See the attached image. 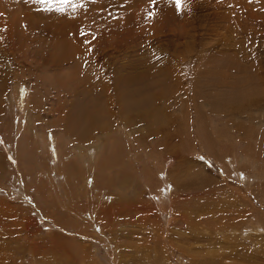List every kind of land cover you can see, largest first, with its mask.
<instances>
[{"label": "rangeland", "instance_id": "obj_1", "mask_svg": "<svg viewBox=\"0 0 264 264\" xmlns=\"http://www.w3.org/2000/svg\"><path fill=\"white\" fill-rule=\"evenodd\" d=\"M0 264H264V0H0Z\"/></svg>", "mask_w": 264, "mask_h": 264}, {"label": "snow or ice", "instance_id": "obj_2", "mask_svg": "<svg viewBox=\"0 0 264 264\" xmlns=\"http://www.w3.org/2000/svg\"><path fill=\"white\" fill-rule=\"evenodd\" d=\"M150 15H153V13H150Z\"/></svg>", "mask_w": 264, "mask_h": 264}, {"label": "bare ground", "instance_id": "obj_3", "mask_svg": "<svg viewBox=\"0 0 264 264\" xmlns=\"http://www.w3.org/2000/svg\"><path fill=\"white\" fill-rule=\"evenodd\" d=\"M23 100V99H22ZM24 108V107H23ZM25 115V114H24ZM25 116H27V115H25Z\"/></svg>", "mask_w": 264, "mask_h": 264}]
</instances>
